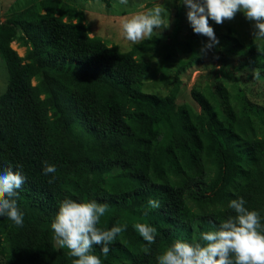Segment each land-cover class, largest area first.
Masks as SVG:
<instances>
[{"label": "trees", "instance_id": "16d2710c", "mask_svg": "<svg viewBox=\"0 0 264 264\" xmlns=\"http://www.w3.org/2000/svg\"><path fill=\"white\" fill-rule=\"evenodd\" d=\"M225 37L264 78V38L243 45L233 28ZM157 43L120 51L90 36L83 12L63 0H38L0 21L8 74L0 168L19 164L25 176L15 197L23 225L0 217V264H72L50 227L66 197L107 203L102 229L127 225L106 256L93 245L102 264H157L176 239L200 240L234 215L227 205L237 196L264 223V102L248 113L217 82L190 89L196 110L176 102V76L164 96L143 92L150 63L142 54ZM45 161L55 173L43 174ZM149 198L160 207L148 208ZM137 222L157 229L148 252Z\"/></svg>", "mask_w": 264, "mask_h": 264}, {"label": "clouds", "instance_id": "9594fccd", "mask_svg": "<svg viewBox=\"0 0 264 264\" xmlns=\"http://www.w3.org/2000/svg\"><path fill=\"white\" fill-rule=\"evenodd\" d=\"M119 2L127 4L128 0ZM178 3L187 8L186 17L192 31L208 38L202 51L219 43L209 20L220 24L233 18L237 11L254 22V35L264 38V0H178ZM163 11L157 5L124 18L121 22L123 37L132 42L149 37L154 28L161 27ZM255 75L259 76V72ZM21 167L17 164L14 169L9 164L0 168V217L9 218L18 227L23 225L24 217L15 199L25 181ZM55 171V164L43 162V174ZM245 204L243 197L230 199L227 206L234 215H229L214 230L202 232L200 240L176 239L156 256L157 264H264V223L259 211L249 209ZM147 206L159 208L160 201L149 198ZM108 207L107 203L95 199L66 197L59 201L50 227L59 246L66 247L68 255L76 258L72 264H102L100 257L92 251L93 245H99L100 252L106 256L109 245L126 229V224H113L107 229L97 226ZM133 228L146 242L144 250L148 252L157 229L141 222L135 223Z\"/></svg>", "mask_w": 264, "mask_h": 264}, {"label": "rangeland", "instance_id": "374dc122", "mask_svg": "<svg viewBox=\"0 0 264 264\" xmlns=\"http://www.w3.org/2000/svg\"><path fill=\"white\" fill-rule=\"evenodd\" d=\"M37 1L0 0V21L8 14ZM63 1L83 12L90 36L100 37L108 45H117L120 51H127L137 43L123 37L121 22L124 18L157 5L164 9L161 27L154 28L147 37L157 38L158 43L142 54L150 63L142 81L143 92L164 96L169 92L176 76L180 83L176 102L189 104L196 110L198 108L190 96V89L210 83L214 87L217 82L230 89L239 105L241 104L240 108L248 113L264 102V78L255 75L257 71L252 65L254 57L245 48L234 46L225 37L228 29L233 28L243 45L250 40L262 41L263 38L254 35V22L246 19L240 11L220 24L214 21L210 23L219 43L202 51L208 38L192 31L186 17L187 8L178 3V0H128L127 4L110 0L109 7L101 0ZM11 47L18 55L23 56L25 48L19 47L16 42H12ZM188 62H192L191 65H186ZM7 82L8 74L0 59V94L6 89Z\"/></svg>", "mask_w": 264, "mask_h": 264}]
</instances>
